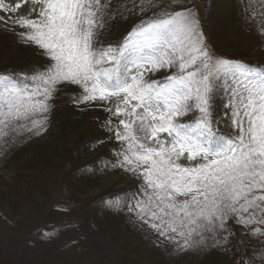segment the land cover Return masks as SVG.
Listing matches in <instances>:
<instances>
[{
  "label": "snow or ice",
  "instance_id": "6c2138e0",
  "mask_svg": "<svg viewBox=\"0 0 264 264\" xmlns=\"http://www.w3.org/2000/svg\"><path fill=\"white\" fill-rule=\"evenodd\" d=\"M248 14L264 37V3ZM130 17L139 23L109 40ZM0 26L48 60L0 73V154L46 130L60 90L76 86L73 103L109 105L104 126L120 147L103 167L139 181L109 207H126L180 254L227 250L231 224L264 238V64L218 55L195 0H0ZM257 256L264 264V248Z\"/></svg>",
  "mask_w": 264,
  "mask_h": 264
},
{
  "label": "trees",
  "instance_id": "16d2710c",
  "mask_svg": "<svg viewBox=\"0 0 264 264\" xmlns=\"http://www.w3.org/2000/svg\"><path fill=\"white\" fill-rule=\"evenodd\" d=\"M244 2L195 0L209 46L220 56L255 63L252 54L264 52V37L259 35L257 27L262 21L257 17L254 23L248 12H259L264 0H248L253 7L242 14L240 5ZM136 23H139L137 17L117 18L106 34L107 38L121 39ZM47 63L39 49L21 42L12 31H0V73L31 72L33 67ZM80 94L76 86L62 88L48 114L46 130L30 137L25 134L8 150L7 156L0 154V225L3 227L13 230L17 226L14 220L20 223L30 220L29 205L56 179V173L63 172L61 182L78 197L87 189L96 188L99 180L114 170L103 167L104 163L115 159L109 152L103 153L114 145L104 126L109 118L106 111L109 105L100 101L73 103L72 97ZM220 103L218 99V113L222 111ZM126 194H129L127 190L110 188L89 198L86 204L93 212L90 221L73 229L75 243L72 250L92 245L104 250V244L109 243L118 254L110 257L113 264H191L184 259L168 261L166 250L172 248L169 244L144 232L126 207H109L105 203L116 197L123 201ZM61 216L70 217L71 213L50 212L32 235L28 247L33 248L39 240L52 239ZM237 242V238L232 239L227 250H213L197 264H239L244 251ZM151 243L157 244L158 249L152 248L153 244L150 249L147 244Z\"/></svg>",
  "mask_w": 264,
  "mask_h": 264
},
{
  "label": "rangeland",
  "instance_id": "374dc122",
  "mask_svg": "<svg viewBox=\"0 0 264 264\" xmlns=\"http://www.w3.org/2000/svg\"><path fill=\"white\" fill-rule=\"evenodd\" d=\"M0 31H4L2 26H0ZM252 61L257 64H264V52H254ZM165 74L167 73L158 72L152 74V78L158 79L165 76ZM112 140L114 145L104 150L103 153L109 152L114 156L120 145L114 137H112ZM55 176L56 179L41 191L38 200L34 203L31 202V205H29L30 220L28 222L20 223V221L14 220L17 226L13 230L0 225V264H113L111 258L118 254L109 243L104 244V250L95 245L84 249H76L75 251L72 250L75 243L72 239L73 229L90 219L93 210L90 205L86 204L89 198L101 195L110 188L115 190L124 189L130 194L137 189L139 181L132 174L122 169H114L112 173L99 180L96 188L87 189L84 195L75 197L70 188L61 182L63 172L56 173ZM53 210L64 212V214L70 212L71 216H61V219L55 225L52 239L50 237L46 240H39L35 242L37 244L33 248L28 247L32 235ZM230 227L234 232V237L238 240V245L244 251L246 264H260L259 257L253 258L252 252L254 249L264 248V238H250L248 230L235 224H231ZM143 230L148 235H155L147 227H143ZM152 244V248L158 249L155 243L147 244L150 249ZM169 246L172 248L166 250L168 261L175 262L184 259V261H189L191 264H197L205 254L207 255L213 250L219 251L222 249L214 247L198 248L180 254L173 250L172 245Z\"/></svg>",
  "mask_w": 264,
  "mask_h": 264
}]
</instances>
